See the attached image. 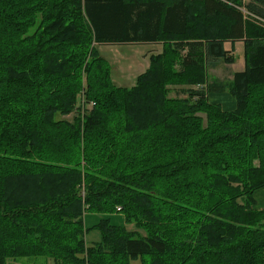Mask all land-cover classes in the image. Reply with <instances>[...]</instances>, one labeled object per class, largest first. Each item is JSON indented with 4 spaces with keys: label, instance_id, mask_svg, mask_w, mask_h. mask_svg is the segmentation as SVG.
Instances as JSON below:
<instances>
[{
    "label": "trees",
    "instance_id": "trees-1",
    "mask_svg": "<svg viewBox=\"0 0 264 264\" xmlns=\"http://www.w3.org/2000/svg\"><path fill=\"white\" fill-rule=\"evenodd\" d=\"M120 43L162 48L129 88ZM263 186L264 0H0V264H264Z\"/></svg>",
    "mask_w": 264,
    "mask_h": 264
},
{
    "label": "rangeland",
    "instance_id": "rangeland-1",
    "mask_svg": "<svg viewBox=\"0 0 264 264\" xmlns=\"http://www.w3.org/2000/svg\"><path fill=\"white\" fill-rule=\"evenodd\" d=\"M228 46V45H227ZM100 55L107 60L110 65V76L113 83L120 87L129 88L135 84L136 77L144 72L149 65V57L151 54L161 52V46L157 43H120V44H98ZM234 62L226 64L219 62L216 67L209 68L207 71L208 79L220 78L221 81L229 80L232 72L242 70L244 67L243 44L236 42L232 51ZM216 78V79H217ZM169 98H185L186 93L183 86L169 85ZM232 97L228 92H226ZM203 116V115H202ZM72 114L67 118L71 119ZM204 118V117H203ZM101 215L94 213H86L84 216L85 227L89 228L96 223ZM109 222L114 225H124L128 229L134 228L133 225L124 221L121 213H113L108 216ZM85 239L87 243L97 242L100 239V232L96 228L86 230ZM7 264H57L49 257H21L10 259ZM131 264H137L132 262Z\"/></svg>",
    "mask_w": 264,
    "mask_h": 264
},
{
    "label": "crops",
    "instance_id": "crops-1",
    "mask_svg": "<svg viewBox=\"0 0 264 264\" xmlns=\"http://www.w3.org/2000/svg\"><path fill=\"white\" fill-rule=\"evenodd\" d=\"M236 42H238V41H236ZM236 42L234 43V46H235ZM157 44H160V43H157ZM160 46H161V44H160ZM224 48L229 50L230 49V43L229 42H225L224 43ZM231 77H232V74L229 77V79ZM217 79L221 80L220 78H217ZM207 98H208L209 102L219 104L223 110L231 111V110H233L235 108V100L233 99V97H230L226 92H219V93L218 92H210V93H208ZM253 200H254L253 207L255 209H258V210H263L264 209V186L254 190V192H253Z\"/></svg>",
    "mask_w": 264,
    "mask_h": 264
},
{
    "label": "built area",
    "instance_id": "built-area-1",
    "mask_svg": "<svg viewBox=\"0 0 264 264\" xmlns=\"http://www.w3.org/2000/svg\"><path fill=\"white\" fill-rule=\"evenodd\" d=\"M117 209H119V208H117Z\"/></svg>",
    "mask_w": 264,
    "mask_h": 264
}]
</instances>
